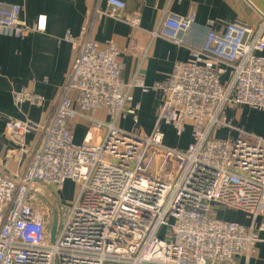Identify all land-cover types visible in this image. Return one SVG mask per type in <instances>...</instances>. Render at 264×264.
<instances>
[{
	"label": "built area",
	"instance_id": "1",
	"mask_svg": "<svg viewBox=\"0 0 264 264\" xmlns=\"http://www.w3.org/2000/svg\"><path fill=\"white\" fill-rule=\"evenodd\" d=\"M17 4L0 2V34L21 39L47 30V16L34 25L22 19ZM101 15L141 28V17L122 0H107ZM194 12L164 17L152 39L177 46L195 25ZM64 40L75 59L48 122L11 119L6 136L26 153V139L40 138L22 173L0 172V264H237L262 242L264 223V139L240 131L234 139L215 134L230 128L225 110L247 106L264 111V19L260 32L241 21L222 33L209 31L191 59L174 66L163 83L145 85L140 76L122 80L125 65L114 43L102 48L93 39V17L78 37ZM229 78L223 81V76ZM140 75V74H138ZM159 92L162 103L150 135L126 131L127 119L139 124L134 91ZM17 107L42 108L45 98L21 90ZM104 111L108 121L95 117ZM88 122L80 144L71 124ZM163 126L178 136L191 128L184 151L167 147ZM13 152H11L12 154ZM9 154V156L11 155ZM68 182L78 186L70 203L59 202ZM57 198L61 221L49 237L52 209L36 192ZM220 209L238 211L250 227L219 219Z\"/></svg>",
	"mask_w": 264,
	"mask_h": 264
},
{
	"label": "crops",
	"instance_id": "2",
	"mask_svg": "<svg viewBox=\"0 0 264 264\" xmlns=\"http://www.w3.org/2000/svg\"><path fill=\"white\" fill-rule=\"evenodd\" d=\"M122 1L126 3L129 14L141 17L140 29L134 30L127 24L101 15L94 16L95 8L105 9L107 0H0L2 3L20 5L23 9L22 19L29 25H34L39 16L48 18L46 32L31 33L21 39L0 34V172L6 178L22 173L29 163L30 155L41 143L38 136L31 135L26 139L27 152H22L20 146L6 136V122L11 119L35 122L50 120L76 56L75 49L64 38L68 33L78 37L90 17H93V39L102 48L114 43L120 49L125 65L122 80L130 83L140 76L148 87L165 82L177 63L188 62L191 59L189 47H200L209 31L222 33L226 24L241 21L252 28L255 36L260 32L264 19V0ZM191 12H194L196 22L186 36L185 46H177L162 38L152 39L151 33L164 17H185ZM228 78L229 74L224 75L223 81ZM21 90L44 97L45 106L37 108L25 104L17 107L13 94ZM161 103L159 92L143 93L140 89L135 90L134 105L140 106L139 127L134 129L130 119L121 122L120 127L150 135ZM225 115L231 127L218 130L216 138L232 140L243 131L264 139V111L239 106L226 109ZM95 117L108 121L104 111L97 112ZM87 127L86 120L71 124L77 144L83 141ZM162 130L165 145L173 148L168 142V134L177 135L175 130L168 126H163ZM191 134V128H188L183 135L180 151L186 150L192 143ZM221 211L219 219L250 227L251 220L246 214L224 209ZM262 223L264 217L258 218L257 224ZM260 238L262 242L257 245L256 252L249 259L238 257L237 264H264V232L260 233Z\"/></svg>",
	"mask_w": 264,
	"mask_h": 264
},
{
	"label": "water",
	"instance_id": "3",
	"mask_svg": "<svg viewBox=\"0 0 264 264\" xmlns=\"http://www.w3.org/2000/svg\"><path fill=\"white\" fill-rule=\"evenodd\" d=\"M36 192L42 197H44L51 205L52 218H51L49 237L51 243L53 244L55 243L60 228V221H61L60 206L56 196L49 189L43 186H38L36 188Z\"/></svg>",
	"mask_w": 264,
	"mask_h": 264
},
{
	"label": "rangeland",
	"instance_id": "4",
	"mask_svg": "<svg viewBox=\"0 0 264 264\" xmlns=\"http://www.w3.org/2000/svg\"><path fill=\"white\" fill-rule=\"evenodd\" d=\"M137 127H134V129H136ZM183 139L184 136L168 134V142H170V146L173 147L174 149H178V150L181 149V145H183L184 142ZM77 191H78L77 184L74 182H70L65 186L64 190L60 194L61 198L59 197L58 200L64 201L65 203H70L75 198ZM221 210L222 209H220V211L218 212L217 217H221V213H222ZM222 217L225 218L224 216Z\"/></svg>",
	"mask_w": 264,
	"mask_h": 264
}]
</instances>
